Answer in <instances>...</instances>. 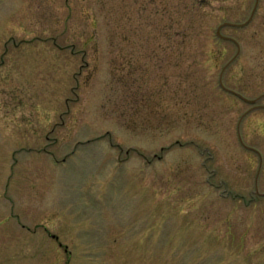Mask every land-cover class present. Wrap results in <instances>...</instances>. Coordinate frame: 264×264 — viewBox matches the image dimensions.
I'll return each instance as SVG.
<instances>
[{
    "label": "rangeland",
    "instance_id": "rangeland-1",
    "mask_svg": "<svg viewBox=\"0 0 264 264\" xmlns=\"http://www.w3.org/2000/svg\"><path fill=\"white\" fill-rule=\"evenodd\" d=\"M256 1L0 0V264H264Z\"/></svg>",
    "mask_w": 264,
    "mask_h": 264
},
{
    "label": "water",
    "instance_id": "water-1",
    "mask_svg": "<svg viewBox=\"0 0 264 264\" xmlns=\"http://www.w3.org/2000/svg\"><path fill=\"white\" fill-rule=\"evenodd\" d=\"M258 4H259V0L256 1L255 7H254V9H253V11H252V14H251L250 18H249L246 22H244V23H231V22H224L221 26H219V28H218V30H217V34H218L219 36H221V37H223V38H225V39H230V40L234 41V42L237 44V46H238V52H237L236 56L240 53V50H241L240 43H239L235 38H232V37H229V36H225V35H223L222 32H221V28H222V26H225V25H235V26H240V27H243V26L248 25V24L252 21L254 15H255V12H256V10H257ZM236 56H235V57H236ZM227 66H228V65H226V66L224 67V70L226 69ZM224 70H223V72H224ZM223 72H222V75H221V84H222V86H223L224 88H226V87L224 86V84H223V80H222ZM234 93L237 94V95H239L241 98H243L245 101H247V102H249V103H256V102L259 100V98H257V99H248V98L244 97L243 95L238 94L237 92H234Z\"/></svg>",
    "mask_w": 264,
    "mask_h": 264
}]
</instances>
